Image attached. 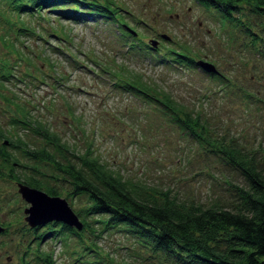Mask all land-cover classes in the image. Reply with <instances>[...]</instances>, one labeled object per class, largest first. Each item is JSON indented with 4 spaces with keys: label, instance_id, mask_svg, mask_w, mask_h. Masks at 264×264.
<instances>
[{
    "label": "rangeland",
    "instance_id": "rangeland-1",
    "mask_svg": "<svg viewBox=\"0 0 264 264\" xmlns=\"http://www.w3.org/2000/svg\"><path fill=\"white\" fill-rule=\"evenodd\" d=\"M122 2L130 8V26L142 33L140 38L143 41L157 38L159 46L163 39L158 35L164 33L174 37V41L192 42V52L212 62L226 76L228 83L225 85L224 80L211 79L198 66L192 67L190 71L185 68L187 72L172 71L159 63L158 53L149 52L150 63L141 49H135L131 56H123L118 50L122 42L115 23L106 24L92 17L83 21L51 20L48 23L41 18L34 19L46 28L48 24L58 29L61 27L70 39L65 43L50 36L52 45L64 48L79 62H69L70 58L66 54L63 57L52 51L35 35L22 34L16 41V47L20 54H24V60L17 63L16 52L13 49L9 51L1 42V37L14 39V25L10 26L6 18L15 22V15L9 12L7 6H2L4 10L1 8L0 11L5 12L7 17L0 19V62L7 59L16 63L14 73L23 79L12 81L8 89L16 95V99L32 102L31 106L25 105V108L33 106L38 114L33 116L48 123L77 149L83 151L89 146L104 163L141 184L144 193L154 192L155 188L168 189L178 202L186 205L190 202L204 205L233 203L236 199L234 187L224 178L228 177L233 185H239L243 181L240 173L230 171L221 158L210 155L198 142L189 141L176 123L162 115L150 113L147 108L140 110L141 101L136 95L113 87L109 82L110 76L98 73L97 66L88 57H95L98 61L111 58L116 62L125 60L131 68L146 76L162 79L163 82L158 84L175 98L189 107L202 106L208 114L204 116L215 130L220 127L223 131L228 130L246 148L262 152L264 41L250 48L249 36L243 38L235 24L231 26L234 28L226 26L223 32L216 33L218 22L213 10L200 6L195 0ZM249 15V20L254 24L252 29L260 35L262 20L255 13ZM48 16L55 17L52 14ZM225 31H231L233 35L229 42H226ZM165 44H162L163 48ZM46 57L55 63V68L43 62ZM37 68L40 70L36 71ZM26 69L29 74L41 76L44 81L31 83L29 76L24 75ZM55 77L58 78L57 82H53ZM13 112L14 104L7 107L5 101L0 100V127L6 130L8 136H14L18 131L30 143L43 144V139L23 129L17 122H12L17 116ZM14 154L20 160H25L19 150ZM34 166L35 169H27L26 172L38 176L44 182L45 164L38 162ZM14 169L20 170V167ZM14 169L12 172L9 168L3 169L7 175L0 176V227H4L0 231V264H78L74 263L70 254L61 251L57 239L44 235L48 231L46 225L29 228L23 212L28 203L17 191L15 179L12 178ZM61 185V182L56 185L62 192L60 196L66 198L74 211L85 205L78 197H66V189ZM38 237L42 242L40 251L46 254L36 247ZM84 242L89 245L90 238L85 237ZM97 243L102 252L97 254L96 260L85 257L90 264H163L159 256L146 251L138 256V252L133 250L137 248H132L130 238L121 232L103 233ZM49 251L53 252L52 262H47ZM103 254H108L112 261H104ZM169 264H173V261H169Z\"/></svg>",
    "mask_w": 264,
    "mask_h": 264
},
{
    "label": "trees",
    "instance_id": "trees-1",
    "mask_svg": "<svg viewBox=\"0 0 264 264\" xmlns=\"http://www.w3.org/2000/svg\"><path fill=\"white\" fill-rule=\"evenodd\" d=\"M195 1L213 10L218 22L214 29L216 33L223 32L226 26L234 28L231 26L235 24L242 37L249 36L250 48H255L257 42L263 44L264 0ZM2 6H7L9 12L15 15V22H18L9 21L5 12L0 11V19L6 18L10 26L14 25V39L1 37V42L9 51L13 49L16 52L17 63L24 60V54H20L16 47V41H19L22 34L35 35L52 51L63 57L67 55L69 62H79L77 57L64 48L52 45L50 36L65 43L69 41V36L61 27L58 29L48 24L46 28L34 19L41 18L48 23L51 20L83 21L92 17L106 24L115 23L122 42L118 50L123 56H131L135 49H141L145 51L150 63L149 52L158 53L159 63L172 71L176 69L184 72L185 68L190 71L192 67L198 66L211 79L224 80L225 85L228 83L226 76L218 69L209 71L200 66L199 60H208L192 52V42L174 41V37L164 33L158 36L166 41L163 42L167 43L165 48L161 43L163 40L157 46V38L143 41L140 38L142 33L130 26V8L122 0H0V9ZM251 13L257 14L262 20L260 35L252 29L254 24L249 20ZM48 14L55 17L51 18ZM225 32L226 42H229L233 35L231 31ZM88 59L97 66L98 73L110 76L109 82L113 87L136 95L141 101L140 110L147 108L150 113L162 115L176 123L189 141L198 142L210 155L221 158L230 167V171L240 173L243 181L242 184L233 185L230 178H224L225 182L234 187L236 195L235 201L229 205L194 202L186 205L178 202L168 189L155 188L154 192L144 193L141 184L104 163L89 146L83 151L77 149L48 123L33 116L38 115L34 107L25 108V105L31 106L32 102L16 99V95L8 89L12 81L23 79L14 73L16 63L5 59L0 62V100L5 101L7 107L14 104L13 115L17 116H14L12 122H17L44 142L32 144L18 131L16 135L8 136L6 130L0 127V176L7 175L3 169L9 168L12 172L15 167H20V170L14 169L15 173L12 174L16 182L42 189L50 195H61L62 192L56 186L61 182L60 187H65L66 197H78L85 204L74 211L82 223L81 228L50 221L43 224L48 227L44 235L57 239L61 251L70 254L74 263L78 264H90L88 259L96 260L97 254L102 252L97 242L108 231L123 233L130 238L132 248H137L133 250L138 252V256L146 251L159 256L163 264H169V261H173V264H264V151L246 148L228 130L223 131L221 127L215 130L204 116L208 114L202 106L189 107L175 98L164 86L158 84L163 82L162 79L146 76L131 68L125 60L116 62L111 58L98 61L90 56ZM43 62L55 68V63L47 57ZM24 75L29 76L31 83L44 81L41 76L29 74L27 69ZM57 81L55 77L53 82ZM18 150L22 158H25L24 161L14 154ZM38 162L46 166L44 182L38 176L26 172L27 169H35L34 163ZM85 237L90 238L89 245L84 242ZM72 239L74 241L71 242ZM52 255V251L47 253V262H52ZM88 256V259L85 258ZM103 256L104 261H112L108 254Z\"/></svg>",
    "mask_w": 264,
    "mask_h": 264
},
{
    "label": "water",
    "instance_id": "water-1",
    "mask_svg": "<svg viewBox=\"0 0 264 264\" xmlns=\"http://www.w3.org/2000/svg\"><path fill=\"white\" fill-rule=\"evenodd\" d=\"M198 63L206 70L216 71L212 63L208 61L199 60ZM16 186L21 198L28 203V206L23 209L24 219L28 225L38 226L56 221L81 228V221L65 197L50 195L42 189L31 187L23 182H17Z\"/></svg>",
    "mask_w": 264,
    "mask_h": 264
},
{
    "label": "flooded vegetation",
    "instance_id": "flooded-vegetation-1",
    "mask_svg": "<svg viewBox=\"0 0 264 264\" xmlns=\"http://www.w3.org/2000/svg\"><path fill=\"white\" fill-rule=\"evenodd\" d=\"M15 183H17L16 180H15ZM28 226H29V228H34L35 229V228L39 227L40 225H38V226H30V225H28ZM3 229H4V227H2V229L0 231H2ZM38 238H39V241H38L39 244H37L36 247H37V249L39 248L38 251H40L41 250V244H42V242H40L41 238L40 237H38Z\"/></svg>",
    "mask_w": 264,
    "mask_h": 264
}]
</instances>
